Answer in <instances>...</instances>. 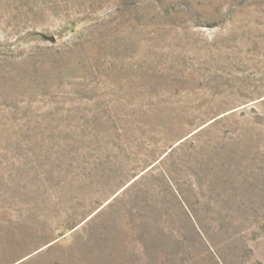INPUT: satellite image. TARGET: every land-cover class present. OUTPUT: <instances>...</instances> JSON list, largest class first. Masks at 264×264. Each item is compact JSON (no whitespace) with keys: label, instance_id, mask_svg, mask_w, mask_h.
<instances>
[{"label":"rangeland","instance_id":"rangeland-1","mask_svg":"<svg viewBox=\"0 0 264 264\" xmlns=\"http://www.w3.org/2000/svg\"><path fill=\"white\" fill-rule=\"evenodd\" d=\"M0 264H264V0H0Z\"/></svg>","mask_w":264,"mask_h":264}]
</instances>
